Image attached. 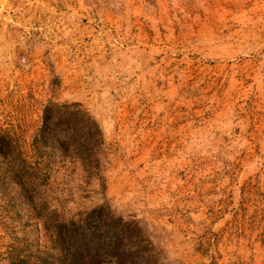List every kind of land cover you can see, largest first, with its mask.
<instances>
[{"label":"rangeland","instance_id":"1","mask_svg":"<svg viewBox=\"0 0 264 264\" xmlns=\"http://www.w3.org/2000/svg\"><path fill=\"white\" fill-rule=\"evenodd\" d=\"M49 102L99 163L40 199L0 172V264H63L55 207L133 222L153 264H264V0H0V124L30 140Z\"/></svg>","mask_w":264,"mask_h":264},{"label":"trees","instance_id":"2","mask_svg":"<svg viewBox=\"0 0 264 264\" xmlns=\"http://www.w3.org/2000/svg\"><path fill=\"white\" fill-rule=\"evenodd\" d=\"M11 127L0 124V172L13 173L16 183L30 190L33 199H40L38 191L54 184L60 171L77 165L94 169L99 163L102 131L80 103L49 102L30 140ZM52 214L50 228L65 256L63 264H104L109 260L113 264H153L152 248L149 243L141 245L142 230L133 222L109 215L104 208L94 209L86 225L73 215L60 214L57 207ZM100 224L102 231L97 230ZM12 264L31 263L21 256Z\"/></svg>","mask_w":264,"mask_h":264}]
</instances>
